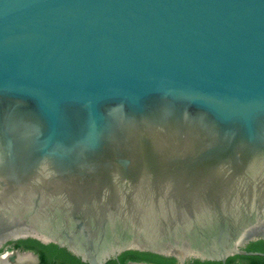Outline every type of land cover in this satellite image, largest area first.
I'll return each mask as SVG.
<instances>
[{
  "label": "water",
  "instance_id": "95a60500",
  "mask_svg": "<svg viewBox=\"0 0 264 264\" xmlns=\"http://www.w3.org/2000/svg\"><path fill=\"white\" fill-rule=\"evenodd\" d=\"M28 239L264 257V0H0V251Z\"/></svg>",
  "mask_w": 264,
  "mask_h": 264
},
{
  "label": "trees",
  "instance_id": "16d2710c",
  "mask_svg": "<svg viewBox=\"0 0 264 264\" xmlns=\"http://www.w3.org/2000/svg\"><path fill=\"white\" fill-rule=\"evenodd\" d=\"M16 248L22 250H34L41 264H85L72 256L65 249L56 245H43L38 241L28 239L16 242ZM247 252H263L264 242L262 240L250 243L246 248ZM129 259H143L155 264H176L173 258H164L158 255L129 251L123 253L117 260H111L107 264H126ZM264 264V257L261 256H236L229 258L226 264ZM193 264H222L218 262H201L195 260Z\"/></svg>",
  "mask_w": 264,
  "mask_h": 264
},
{
  "label": "flooded vegetation",
  "instance_id": "af4514ba",
  "mask_svg": "<svg viewBox=\"0 0 264 264\" xmlns=\"http://www.w3.org/2000/svg\"><path fill=\"white\" fill-rule=\"evenodd\" d=\"M16 242L17 241L10 242L2 248V250L0 251V264H4V263L5 264H41L40 259L34 250H22L21 248H16L15 247ZM12 257L14 258L13 260L11 259ZM4 258H6V260ZM195 260L196 259H187L184 264H193ZM126 264H155V263L143 259H129ZM176 264H181V263L178 260H176Z\"/></svg>",
  "mask_w": 264,
  "mask_h": 264
},
{
  "label": "bare ground",
  "instance_id": "6f19581e",
  "mask_svg": "<svg viewBox=\"0 0 264 264\" xmlns=\"http://www.w3.org/2000/svg\"><path fill=\"white\" fill-rule=\"evenodd\" d=\"M6 260V258H4ZM5 264V263H4Z\"/></svg>",
  "mask_w": 264,
  "mask_h": 264
}]
</instances>
